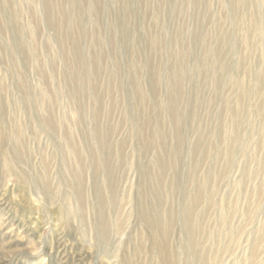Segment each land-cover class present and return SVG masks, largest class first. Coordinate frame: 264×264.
<instances>
[{"label": "rangeland", "instance_id": "rangeland-1", "mask_svg": "<svg viewBox=\"0 0 264 264\" xmlns=\"http://www.w3.org/2000/svg\"><path fill=\"white\" fill-rule=\"evenodd\" d=\"M190 223L264 264V0H0V264H189Z\"/></svg>", "mask_w": 264, "mask_h": 264}, {"label": "bare ground", "instance_id": "bare-ground-1", "mask_svg": "<svg viewBox=\"0 0 264 264\" xmlns=\"http://www.w3.org/2000/svg\"><path fill=\"white\" fill-rule=\"evenodd\" d=\"M48 125V124H47ZM49 126H52V124L51 123H49ZM75 192H76V195H77V197H78V199L79 200H81L82 202L84 201V196H83V185H82V182L81 181H78L77 182V184H76V189H75ZM11 222V221H10ZM1 228V227H0ZM104 230V234H103V238H102V240H105L106 239V234H107V231H106V229H103ZM188 230H189V244L190 245H193L192 247H191V251L194 253L193 254V257L194 258H192V259H190V261H189V264H200L201 262H200V260H199V257H196V247L194 246L195 245V243L193 242V239L191 238V235H192V226H191V223L189 224V227H188ZM187 230V231H188ZM12 231V230H11ZM11 231L10 232H6V234L3 236V238H2V241H6L7 240V237H6V235L8 236V238H12L11 237V235L10 234H12L11 233ZM10 242L11 241H8V242H5V243H3V245L4 246H7L8 244H10ZM239 242V241H238ZM64 243H65V241H64ZM237 245V244H236ZM60 246V245H59ZM159 250H160V254L161 255H163V256H165V257H167V262L165 263V264H170V259H168L169 257L167 256V254H168V252H167V250L165 249V247H159ZM84 252H86V251H84ZM220 252V251H219ZM237 252V251H236ZM257 252H258V247H254L253 249H252V254H253V257H255V256H257ZM80 256V257H79ZM78 257H79V260H80V258H81V260H82V254L81 255H79ZM219 257V256H218ZM112 258H114L113 256H112V254L111 255H109V259H110V261L111 262H113L111 259ZM219 259V258H218ZM72 260V259H71ZM72 262V261H71ZM203 264H207V262H206V260L205 261H203ZM213 264H214V262H213ZM254 264V263H253Z\"/></svg>", "mask_w": 264, "mask_h": 264}]
</instances>
